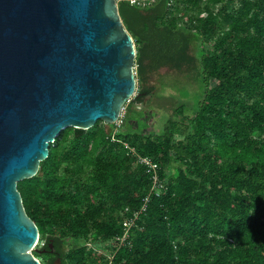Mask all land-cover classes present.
Listing matches in <instances>:
<instances>
[{
	"label": "trees",
	"instance_id": "trees-1",
	"mask_svg": "<svg viewBox=\"0 0 264 264\" xmlns=\"http://www.w3.org/2000/svg\"><path fill=\"white\" fill-rule=\"evenodd\" d=\"M118 6L137 91L123 124L65 128L18 182L44 240L33 253L55 264L53 239L61 264H264V0ZM164 67L193 70L199 96L177 103L161 130L144 129L147 116L130 113ZM138 155L158 164L156 184Z\"/></svg>",
	"mask_w": 264,
	"mask_h": 264
},
{
	"label": "water",
	"instance_id": "water-1",
	"mask_svg": "<svg viewBox=\"0 0 264 264\" xmlns=\"http://www.w3.org/2000/svg\"><path fill=\"white\" fill-rule=\"evenodd\" d=\"M136 55L118 0H0V264H42L18 182L65 128L119 120Z\"/></svg>",
	"mask_w": 264,
	"mask_h": 264
},
{
	"label": "rangeland",
	"instance_id": "rangeland-1",
	"mask_svg": "<svg viewBox=\"0 0 264 264\" xmlns=\"http://www.w3.org/2000/svg\"><path fill=\"white\" fill-rule=\"evenodd\" d=\"M147 85L154 87L152 94L147 96L143 103L134 104L133 111L130 113L131 121L138 119L142 114L147 116L139 121L140 127L144 129L153 127L156 131L161 130L167 117L171 114L172 108L177 103L186 102L193 105L199 96L197 93L199 82L191 69L161 68L149 74ZM126 111L127 109L124 113ZM108 128L111 127L108 126ZM130 129V127H121L120 130L127 131ZM43 244L44 240H39L36 247L40 248ZM87 244L88 248L93 247L92 240H89ZM39 259L42 261L41 258Z\"/></svg>",
	"mask_w": 264,
	"mask_h": 264
},
{
	"label": "built area",
	"instance_id": "built-area-1",
	"mask_svg": "<svg viewBox=\"0 0 264 264\" xmlns=\"http://www.w3.org/2000/svg\"><path fill=\"white\" fill-rule=\"evenodd\" d=\"M132 5H142V6H145V5H148L150 3H152L154 0H128ZM125 106L123 108V111H122V115L120 116L119 120L116 122L118 124H120L122 122V117H123V113L125 111ZM113 139H115V135L112 136ZM132 152L134 153V149L132 148L131 149ZM139 156V155H138ZM139 160L145 164H147L149 166V168L151 169L152 173H153V180H154V183L156 184L158 182V164L156 162H154L151 158L149 157H142V156H139L138 157ZM148 200V198H146V201ZM146 205L143 206V209H145ZM138 214L139 213H136L135 216L132 218V219H126L124 221V224L126 226V231L124 233L123 236H119L117 237V239H120L121 242L124 241L125 237L128 235V232H129V229L130 227L134 224L135 222V219L138 217Z\"/></svg>",
	"mask_w": 264,
	"mask_h": 264
},
{
	"label": "flooded vegetation",
	"instance_id": "flooded-vegetation-1",
	"mask_svg": "<svg viewBox=\"0 0 264 264\" xmlns=\"http://www.w3.org/2000/svg\"><path fill=\"white\" fill-rule=\"evenodd\" d=\"M47 250H49V251H51V252H53L54 253V256H55V258L56 257H58V256H60V252L58 251V250H56L55 248L52 250V249H47Z\"/></svg>",
	"mask_w": 264,
	"mask_h": 264
}]
</instances>
